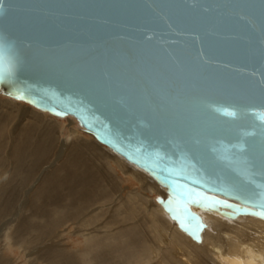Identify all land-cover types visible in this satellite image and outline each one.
I'll list each match as a JSON object with an SVG mask.
<instances>
[{
	"label": "water",
	"instance_id": "95a60500",
	"mask_svg": "<svg viewBox=\"0 0 264 264\" xmlns=\"http://www.w3.org/2000/svg\"><path fill=\"white\" fill-rule=\"evenodd\" d=\"M0 69L5 95L27 89L22 100L73 116L147 170L166 189L158 202L194 240L205 211H261L241 167L208 146L222 110L264 109V0H0ZM253 131L251 117L240 119L229 139ZM247 139L259 156V135ZM180 147L202 168L191 186L222 204L201 200L185 210L173 198L163 168L180 163ZM157 148L171 158L159 168L149 155Z\"/></svg>",
	"mask_w": 264,
	"mask_h": 264
},
{
	"label": "bare ground",
	"instance_id": "6f19581e",
	"mask_svg": "<svg viewBox=\"0 0 264 264\" xmlns=\"http://www.w3.org/2000/svg\"><path fill=\"white\" fill-rule=\"evenodd\" d=\"M21 106L0 98V213L9 218L0 246L23 264H264V218L205 211L194 240L163 206L125 191L131 177L166 196L152 175L80 136L74 119L63 139L46 111ZM3 252L0 264L16 263Z\"/></svg>",
	"mask_w": 264,
	"mask_h": 264
},
{
	"label": "snow or ice",
	"instance_id": "6c2138e0",
	"mask_svg": "<svg viewBox=\"0 0 264 264\" xmlns=\"http://www.w3.org/2000/svg\"><path fill=\"white\" fill-rule=\"evenodd\" d=\"M5 78L6 73L0 69V83H4ZM25 91H27V89H18L15 98L27 99ZM29 102L39 104V100H31ZM52 111L56 115L66 114L64 112H56L55 109ZM220 115L226 119L219 128L213 129L212 132L209 133L214 137H216V134H219L218 138H214V141L209 144V151L218 154V160L241 167V171L245 175L247 183L253 185L255 189L253 196L250 197V201L253 207H259L261 209V211L252 212L251 214L259 215L264 218V184L258 183L255 179L258 175L264 176V151L257 156L253 151L252 144L247 139V137L259 135L261 144L264 145V109L253 110L246 113H240L235 109H224L220 112ZM247 117L253 119V127L258 129V132H244L237 137L235 142H232V140L229 139V135L233 131L235 122ZM109 143H111V141H109ZM137 150L140 151V149ZM149 155L154 157L153 163L157 168H159L161 162L166 159L171 160L170 157H167V153L163 152L160 148L155 149ZM202 158L203 157H201V159ZM176 159L180 161L179 164L173 161L170 165H166L163 171L167 173L169 177L173 178L169 185L171 194L173 198H181L180 202L185 206V210L188 203L200 204L201 200H211L213 204L223 203L222 201H216L211 197L204 196L199 189L191 186L201 183L198 174L202 171V168H198L196 162L193 160L191 151L187 148L180 147ZM182 180H190L191 184L184 183ZM203 206L205 208L209 207L207 203ZM170 211L174 210L170 208ZM245 211H247V209H245Z\"/></svg>",
	"mask_w": 264,
	"mask_h": 264
},
{
	"label": "rangeland",
	"instance_id": "374dc122",
	"mask_svg": "<svg viewBox=\"0 0 264 264\" xmlns=\"http://www.w3.org/2000/svg\"><path fill=\"white\" fill-rule=\"evenodd\" d=\"M0 98H3V99H7V100H9V99H12V100H14L16 103H18L19 105H22L20 108H23V107H29V108H34V109H37V110H44V109H42V108H39V107H37V106H34V105H32V104H30L29 102H26L25 100H22V99H17V98H15V97H13V96H9V95H5L1 90H0ZM7 106L8 107H10L11 106V104H8L7 103ZM44 111H46L47 113H48V115L49 116H51V118H53L54 120H56V121H58L59 123H61V126L63 127L62 128V130H61V132H59L58 131V134H59V138H65L66 137V135H67V133L69 132V127H68V118H72V119H74L75 121H76V124H77V126H76V128H78L79 129V135L80 136H83V137H88V138H93L94 140H96L97 142H99L100 144H101V146L102 147H105L106 149H107V151L106 152H113V153H115L116 151L115 150H113L111 147H109L108 145H106V144H104V143H101L100 141H98V139L94 136V134L93 133H91V132H89V131H87V130H85L82 126H80L79 125V123H78V121L73 117V116H71V115H66V116H58V115H55V114H53V113H51V112H48L47 110H44ZM67 124V125H66ZM93 134V135H92ZM78 138V137H77ZM126 159V158H125ZM97 160H95V162H96ZM103 161V160H102ZM126 161L129 163V164H133V165H135V166H137L138 168H140L143 172H145V173H147V175L149 174V175H151L147 170H145L144 168H142V167H140V166H138L137 164H135L134 162H132V161H130V160H127L126 159ZM108 163H110V164H108V165H110L109 166V168L111 169V170H113L114 172H116V173H118V174H120V170H119V168L117 167V165L113 162H108ZM125 176V175H124ZM128 179L129 180H126V181H124V183H123V185H126V186H128V188L125 190L126 192L129 190V189H132V188H135V189H137L138 191H140V192H143L144 194H145V196H146V198L148 199V200H150V201H155L158 205H159V208L161 207V206H163L162 204H161V202H158V196H162V197H165V196H163V195H161L160 193H158V192H156L155 190H153L152 189V186L151 185H148V190H144L143 188H142V185L141 184H139L138 182H135L134 180H132L131 179V177H128ZM156 180V179H155ZM157 181V180H156ZM158 182V181H157ZM159 183V182H158ZM159 185H161L162 186V184L161 183H159ZM163 187V186H162ZM162 189V188H161ZM148 212V213H147ZM141 213V215H143V214H145V215H150V213H149V210L146 208V209H144L143 211H141L140 212ZM150 217V216H149ZM9 218H8V215L4 212H1L0 213V233L2 234L3 233V237L2 236H0L1 237V239H3L4 240V232L6 231L5 229H7L6 227L8 226V220ZM2 229H4V232H2L3 230ZM151 230V229H150ZM151 233V232H150ZM152 237H154V235L152 236ZM0 239V240H1ZM0 243L1 244H3V241H0ZM0 244V245H1ZM2 246V245H1ZM0 246V252H2V251H6V252H3V253H10L11 254V252H13V254H8L10 257L11 256H13V257H11V259H12V261H14V263L15 264H23L24 263V259H23V257L21 256H19V251H17L16 249H13V250H11V252L9 251H7V249H5V248H3V247H1ZM17 258V259H16ZM22 260V261H21ZM21 262V263H20Z\"/></svg>",
	"mask_w": 264,
	"mask_h": 264
}]
</instances>
